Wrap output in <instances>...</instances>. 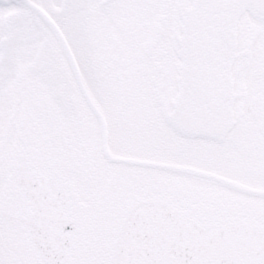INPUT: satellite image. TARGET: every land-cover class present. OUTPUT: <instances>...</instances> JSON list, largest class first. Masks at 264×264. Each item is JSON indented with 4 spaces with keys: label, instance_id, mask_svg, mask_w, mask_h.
<instances>
[{
    "label": "snow or ice",
    "instance_id": "snow-or-ice-1",
    "mask_svg": "<svg viewBox=\"0 0 264 264\" xmlns=\"http://www.w3.org/2000/svg\"><path fill=\"white\" fill-rule=\"evenodd\" d=\"M0 264H264V0H0Z\"/></svg>",
    "mask_w": 264,
    "mask_h": 264
}]
</instances>
